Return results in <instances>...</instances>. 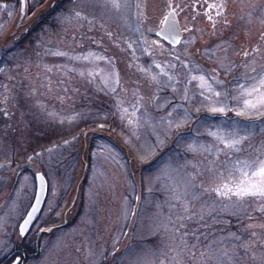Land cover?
<instances>
[{
	"label": "rangeland",
	"instance_id": "obj_1",
	"mask_svg": "<svg viewBox=\"0 0 264 264\" xmlns=\"http://www.w3.org/2000/svg\"><path fill=\"white\" fill-rule=\"evenodd\" d=\"M206 1L119 0L117 10L110 0H69L52 24L11 46L35 28L45 4L0 0V246L14 239L10 231L34 196V169L47 179L51 208L73 184L58 222L76 207L78 214L45 234L43 258L31 255L33 264H264V200L237 203L212 191L242 178L238 160H264V116L211 114L198 82L187 84L190 71L214 78L228 108L243 107L240 85L264 75V0ZM169 3L192 31L177 46H152ZM221 3L217 16L210 6ZM185 110L189 122L169 129ZM90 121L101 128L81 137ZM209 126L240 128L248 138L238 151L226 149L206 134ZM189 143L212 150L188 151Z\"/></svg>",
	"mask_w": 264,
	"mask_h": 264
},
{
	"label": "snow or ice",
	"instance_id": "obj_2",
	"mask_svg": "<svg viewBox=\"0 0 264 264\" xmlns=\"http://www.w3.org/2000/svg\"><path fill=\"white\" fill-rule=\"evenodd\" d=\"M111 6L115 9H119L121 7L119 0H110ZM179 5L173 6V4L169 3L167 5L168 11L163 14L162 18L159 21V28L154 32V35L158 38L157 40L152 41V46L162 48L163 45L159 41H166L172 46L179 45L182 43L180 38L181 29L179 27V21L177 19L178 12L177 8ZM210 7H214L217 10L216 15L221 16L223 15V9L225 7L224 3L217 4V5H211ZM182 10V9H181ZM207 15V13H205ZM77 16H79V13H76ZM208 19L212 20V16L208 15ZM225 23L227 21L225 20ZM213 27H215V22H213ZM149 31H152V29H149ZM183 31L191 32L192 29L185 27ZM185 45H188L190 41H183ZM131 47V45H129ZM133 50V54H134ZM147 48H145V52L147 53ZM254 51H259L258 49H255ZM55 55L64 56L67 55L65 52H56ZM150 54V53H149ZM245 55H248L247 52L244 53ZM92 54L90 53L89 56ZM89 56L83 57V59L87 60L89 59ZM73 60L81 59L80 57H71ZM175 59L179 60L180 57L176 56ZM184 68H188L189 65L187 63H183ZM174 67V65H173ZM155 68L159 69V75L167 77L169 81H173L174 77L170 75L167 71H165L164 67L161 66L159 63H155ZM50 70V69H49ZM2 71V69H0ZM143 72H147V69H141ZM83 75V73H81ZM89 75H92V73H89ZM189 79L187 80V84H191L193 81H197V87L200 88V95L203 97V100L206 102L207 111L211 114H226L227 111H235L236 116H246L248 118H251L249 116V113L252 111H255L257 115L264 116V75H261L258 82L254 83L250 88H244V85H240V88L242 89L241 96L244 97L243 99V107L240 110H235L228 108V105L226 103V97L225 94L217 91L213 87V83L210 82L214 78L207 77L205 75H192L191 71L189 72ZM151 78L153 80H157V75H152ZM255 80V78H253ZM114 83L116 86L119 85L118 76L115 79ZM218 83V82H216ZM105 84L108 86V80L105 79ZM111 90L113 92L116 91V87H112ZM173 91H176V86L173 85ZM184 98L187 100V87L185 86L184 90ZM119 107V105H118ZM197 112L200 111L199 108L196 109ZM123 112H127V109H123ZM172 113H169V116H171ZM191 119L190 113L185 110L183 113V116L176 121L169 120L168 126L169 129H172L173 126L177 130L185 126L189 120ZM131 123V121H130ZM241 129L240 128H231L229 131L225 132L220 127H217L215 131L210 129L207 131V135L212 137L215 142H218L219 144H222L224 148L230 149V150H236L238 151V145H240L243 141H245L248 137L240 134ZM181 137L178 135V141L179 142ZM186 150L188 151H201V152H210L212 150L211 146L208 145H202V144H195V143H189L187 144ZM219 152L220 149H217ZM31 159V158H29ZM237 164L240 165V167L237 169L241 173V179L233 182H223L220 185L214 187L212 191L218 196L222 198L231 199L235 197L236 202H243L248 199H255L259 198L260 200H264V160L259 161H252L249 162L247 160H238ZM249 171L251 174L249 175ZM42 179V178H41ZM37 203H39V198H37ZM187 210V209H186ZM33 211H36L35 208H33ZM29 217H31V213L29 214ZM29 223V220H25L24 224L27 225ZM26 229L24 226H21L20 228V234L21 236L24 235ZM16 264H21L19 259L16 260ZM128 264H139V261L136 259H130Z\"/></svg>",
	"mask_w": 264,
	"mask_h": 264
},
{
	"label": "flooded vegetation",
	"instance_id": "obj_3",
	"mask_svg": "<svg viewBox=\"0 0 264 264\" xmlns=\"http://www.w3.org/2000/svg\"><path fill=\"white\" fill-rule=\"evenodd\" d=\"M195 2H199V0H193ZM214 1V0H211ZM206 1V2H211ZM55 13V12H54ZM54 13H51V16L54 15ZM48 17L43 21H48ZM41 28H34V32H37ZM25 242H20L18 244H12L9 245V247L6 246V242H4V247L0 246V251H6V254L2 255L0 257V264H16V260L19 259L21 264H28L29 260L31 259V255H35V251H33V247L29 249V246L27 244H24ZM40 249V246H39ZM45 251V250H44ZM2 252V251H1Z\"/></svg>",
	"mask_w": 264,
	"mask_h": 264
},
{
	"label": "water",
	"instance_id": "obj_4",
	"mask_svg": "<svg viewBox=\"0 0 264 264\" xmlns=\"http://www.w3.org/2000/svg\"><path fill=\"white\" fill-rule=\"evenodd\" d=\"M179 27H180V26H179ZM181 37H182V31H181V33H180V38H181ZM43 190H44V189H43ZM43 190L41 189V190L39 191L38 195L36 196V199H35V202H34V204H33L32 209H31V212H33V208L38 209L39 204H40L41 199H42V196H43V193H44ZM37 198H39V203H37Z\"/></svg>",
	"mask_w": 264,
	"mask_h": 264
},
{
	"label": "bare ground",
	"instance_id": "obj_5",
	"mask_svg": "<svg viewBox=\"0 0 264 264\" xmlns=\"http://www.w3.org/2000/svg\"><path fill=\"white\" fill-rule=\"evenodd\" d=\"M179 20V19H178ZM44 183V182H43ZM45 184V183H44Z\"/></svg>",
	"mask_w": 264,
	"mask_h": 264
}]
</instances>
